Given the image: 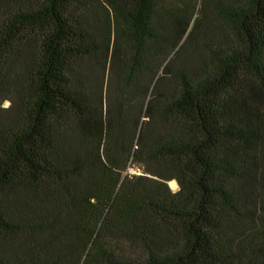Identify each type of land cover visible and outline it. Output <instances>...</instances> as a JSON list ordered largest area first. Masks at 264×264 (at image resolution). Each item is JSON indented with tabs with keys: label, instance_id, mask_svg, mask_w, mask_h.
I'll return each mask as SVG.
<instances>
[{
	"label": "trees",
	"instance_id": "16d2710c",
	"mask_svg": "<svg viewBox=\"0 0 264 264\" xmlns=\"http://www.w3.org/2000/svg\"><path fill=\"white\" fill-rule=\"evenodd\" d=\"M0 264H264V0H0Z\"/></svg>",
	"mask_w": 264,
	"mask_h": 264
},
{
	"label": "rangeland",
	"instance_id": "374dc122",
	"mask_svg": "<svg viewBox=\"0 0 264 264\" xmlns=\"http://www.w3.org/2000/svg\"><path fill=\"white\" fill-rule=\"evenodd\" d=\"M8 104H9V100L5 99V100L2 101V104H1V105H2V107H6ZM127 172H129V173H134V174H138V173H141V170L138 168L136 162L133 161V162H131V164H130L129 167L127 168ZM176 184H177V183H176ZM168 185H169V187L172 189V191H175V190H177V188H178V185H177V187L172 188V187L170 186L169 182H168Z\"/></svg>",
	"mask_w": 264,
	"mask_h": 264
},
{
	"label": "bare ground",
	"instance_id": "6f19581e",
	"mask_svg": "<svg viewBox=\"0 0 264 264\" xmlns=\"http://www.w3.org/2000/svg\"><path fill=\"white\" fill-rule=\"evenodd\" d=\"M168 182H169V184H170V186L172 188L177 187V184H176V182L174 180H171V181H168Z\"/></svg>",
	"mask_w": 264,
	"mask_h": 264
},
{
	"label": "water",
	"instance_id": "95a60500",
	"mask_svg": "<svg viewBox=\"0 0 264 264\" xmlns=\"http://www.w3.org/2000/svg\"><path fill=\"white\" fill-rule=\"evenodd\" d=\"M171 181V180H170ZM175 181V180H174ZM176 182V181H175Z\"/></svg>",
	"mask_w": 264,
	"mask_h": 264
}]
</instances>
